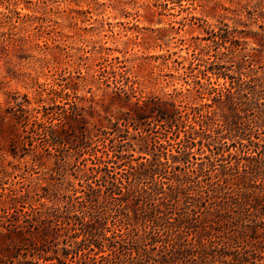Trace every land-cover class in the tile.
Here are the masks:
<instances>
[{"label":"rangeland","instance_id":"1","mask_svg":"<svg viewBox=\"0 0 264 264\" xmlns=\"http://www.w3.org/2000/svg\"><path fill=\"white\" fill-rule=\"evenodd\" d=\"M0 264H264V0H0Z\"/></svg>","mask_w":264,"mask_h":264}]
</instances>
